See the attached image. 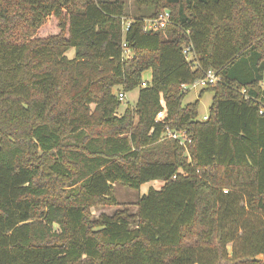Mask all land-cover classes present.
I'll use <instances>...</instances> for the list:
<instances>
[{"label":"trees","instance_id":"1","mask_svg":"<svg viewBox=\"0 0 264 264\" xmlns=\"http://www.w3.org/2000/svg\"><path fill=\"white\" fill-rule=\"evenodd\" d=\"M134 1L0 0V264H264V0Z\"/></svg>","mask_w":264,"mask_h":264},{"label":"rangeland","instance_id":"2","mask_svg":"<svg viewBox=\"0 0 264 264\" xmlns=\"http://www.w3.org/2000/svg\"><path fill=\"white\" fill-rule=\"evenodd\" d=\"M101 1H113V0H101ZM126 3V11L128 14H138L139 10L137 6L135 5L134 0H123ZM146 9L143 8V12H145ZM66 56L68 58H72L74 56V50L70 49L69 51L66 52ZM143 79L149 81L151 79V73L150 71L146 72L143 74ZM205 88V87H204ZM203 90V86L197 85L195 87H189L188 91L186 92V95L183 99V105L193 103L196 100L199 101L198 104V121H203L204 118L208 115V109L212 101L213 94L211 92H204L202 95L199 97V93ZM138 97V89H135L131 92H128L125 94V99L121 105L120 111H123L124 108L129 105L133 106L137 100ZM72 143L76 144V141H72ZM70 144V142H69ZM162 183L160 181H151L146 184H143L139 190L136 189H131V188H126L121 185H115L114 186V194L115 197L119 203L120 206L118 207H107V208H92L91 213L93 215L94 219H98L101 214H106V215H111L114 211L116 210H121L123 209V206L125 205L129 213H136V206L135 203L138 200L139 196H142L148 192L149 188H153L158 190ZM242 231L237 232V237L241 238ZM233 246H235V243H231L227 245V251L228 254L225 256L226 259L221 261L220 264H232L233 263V258H232V249ZM238 246V245H236ZM239 250V249H237ZM238 258H240L238 256ZM235 258V259H238ZM258 259H262V256L257 257Z\"/></svg>","mask_w":264,"mask_h":264},{"label":"built area","instance_id":"3","mask_svg":"<svg viewBox=\"0 0 264 264\" xmlns=\"http://www.w3.org/2000/svg\"><path fill=\"white\" fill-rule=\"evenodd\" d=\"M167 20H168V13H164L163 16L158 19H146L144 20V23H143V31L149 32V31L156 30L158 28H163L165 24L167 23ZM129 24L130 23H126V28H128ZM187 51L188 49H185L184 53L186 54ZM219 80L220 79L216 75V73L213 70L209 69L205 72L203 79H199L195 81L192 85H183L182 90L183 92H186L188 91L189 87H195L197 85L206 87V85L215 84ZM141 87H145V83H142ZM118 99L119 101H124L125 93L119 92ZM164 119H165V108L163 106V110L159 112L156 116V122H164ZM166 130H167L166 135L170 139L177 141L179 145L185 146L186 144H190V138L186 135L185 131L169 130L168 128H166ZM223 192L226 193L225 190Z\"/></svg>","mask_w":264,"mask_h":264},{"label":"crops","instance_id":"4","mask_svg":"<svg viewBox=\"0 0 264 264\" xmlns=\"http://www.w3.org/2000/svg\"><path fill=\"white\" fill-rule=\"evenodd\" d=\"M203 89H204V87H203Z\"/></svg>","mask_w":264,"mask_h":264}]
</instances>
